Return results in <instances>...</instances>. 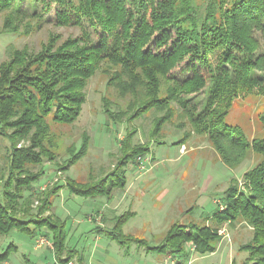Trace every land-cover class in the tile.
<instances>
[{
	"label": "trees",
	"instance_id": "16d2710c",
	"mask_svg": "<svg viewBox=\"0 0 264 264\" xmlns=\"http://www.w3.org/2000/svg\"><path fill=\"white\" fill-rule=\"evenodd\" d=\"M23 1L0 0V9L8 13L3 32L20 36L33 32L34 25L24 21L28 12ZM31 1L33 16L39 2L45 12L56 5V24L79 27L81 35L62 40L50 34L40 50L12 49L0 64V139L7 144L5 165L0 167L1 235L15 229L35 238L48 236L42 233L44 228L54 230L58 264L73 258L85 264L65 246L60 218L51 214L55 199L63 188L82 197L111 199L114 190L127 186L125 168L131 162L140 164L150 146L135 143L137 131L128 129L114 169L91 183L69 177L64 185L56 182L35 192L34 185L45 172L32 168L48 160L65 173L85 158L87 134L80 149L68 147V158L56 161L61 146L52 123L67 126L79 119L88 82L100 71L109 77L108 86L128 102L125 109L114 110L112 101L104 98V113L113 125L126 122L129 127L155 111L160 116L153 121L151 140L178 118L188 131L177 145L194 134L205 136L228 168L237 169L252 153L264 156V136L250 140L239 127L226 123L238 98H264V0ZM168 45L170 49L161 51ZM183 63L180 71L191 76L177 80L172 72ZM202 91L207 96L198 111L191 101ZM259 117L264 127V114ZM239 186L234 179L222 197L223 205L211 217L212 224L175 222L157 246L124 233V225L135 216L131 211L116 217L112 230L96 229L121 247L138 244L157 255H182L178 261L182 264L190 262L188 244L200 255L215 253L223 226L245 223L252 236L239 246L248 255L242 264H264V161L247 171L243 189ZM9 252L0 255V261Z\"/></svg>",
	"mask_w": 264,
	"mask_h": 264
},
{
	"label": "rangeland",
	"instance_id": "374dc122",
	"mask_svg": "<svg viewBox=\"0 0 264 264\" xmlns=\"http://www.w3.org/2000/svg\"><path fill=\"white\" fill-rule=\"evenodd\" d=\"M20 1L17 0L19 3ZM32 2L24 0L22 3L23 10L28 12L24 21H30L34 25V30L30 35L20 36L3 32V24L8 13L0 9V64L9 59L12 49L40 50L41 44L47 41L50 34H57L62 37V40L69 36L81 35L79 27H64L56 24L58 10L56 5H52L49 11L45 12L43 11L44 4L39 2L36 16H33ZM262 43L264 44L263 41ZM165 49H170V45L165 46L161 51ZM183 66L184 63L173 70L171 76L177 80L191 76L188 71H180ZM108 80L109 77L101 71L89 80L85 89L86 101L81 116L74 124L64 126L52 123L53 131L59 136L61 146L56 161L61 163L68 158V147L75 146L77 150L80 149L83 144L82 138L87 134L90 139L85 158L65 173H60L55 162L48 160L40 166L33 167L34 172L41 168L45 172L40 182L34 185V191L41 192L47 187H52L56 182L64 185L69 177L80 183H91L93 180L104 178L114 169L121 155L120 142L127 130L135 129L137 132L134 142L147 144L150 146V151L141 160L144 163L142 166L144 169H140L141 163H137L138 161L131 162L125 168L126 178L128 183L132 182L133 176L130 169L135 167L134 173L136 172V176L139 177L138 181L148 187L146 197L149 200L156 198L153 205L149 204V201L138 203L131 189H128L127 194L123 190L116 189L109 199L107 196L82 197L71 194L63 188L55 199L51 214L60 218L62 227L59 230L63 232L67 250L81 256L85 264H178L184 256L171 252L167 255H157L148 252L144 246L138 244L121 247L117 241L109 239L106 234L102 235L96 228L104 225V229L112 230L116 217L130 211L136 212L137 216L124 225V233L146 239L150 246H157L175 222L195 221L205 224V219L200 217L204 213L213 214L215 206L212 195L219 194L229 187L228 185L232 183L231 179L234 180V178L238 181L239 188L243 189L244 173L264 161V156L252 153L237 169L228 168L217 156L218 154L216 155L205 136L200 137L194 134L184 142V145H177L178 140L183 138L184 132L188 131V126H181L178 118L168 123L161 134L151 140L149 135L153 121L160 116L155 111L137 119L129 127L126 122L113 125L104 113V98L112 101L114 110L117 107L125 109L128 102L118 97L116 90L108 86ZM206 96L205 91H202L192 97L191 102L198 111L203 109ZM241 98H238L231 108L226 123L239 127L250 140L254 137H263L264 127L261 126L259 116L264 114V98L259 95H248ZM176 108L180 110L178 106ZM6 145V142L0 139V167L5 165ZM199 146L201 147L198 148ZM181 150H185L184 154ZM215 155L217 161H214ZM174 159H178L175 164L172 163ZM177 171L181 179L171 180L170 178H174L173 175ZM211 177L216 188L204 192L207 181ZM148 181H150L149 184ZM165 190H169L168 195L164 194ZM171 193H176V196L172 197ZM161 194L165 195L162 199ZM192 206H197L198 210L193 214H184L185 209ZM232 227H240L236 230L238 234L234 238L227 237L222 241L215 253L200 255L194 251L191 244H188L186 251L190 262H182V264H232L233 261L242 264L248 255L240 252L238 246L250 240L252 231L245 223H237ZM42 231L49 237L43 236L53 244L56 231L47 228ZM39 236L33 238L15 229L7 235L0 234V255L10 250L8 258L4 262L0 261L2 262L0 264L57 263L53 247V250L48 246L36 247L35 241ZM72 262L78 264L76 258H73Z\"/></svg>",
	"mask_w": 264,
	"mask_h": 264
},
{
	"label": "crops",
	"instance_id": "0c3cea01",
	"mask_svg": "<svg viewBox=\"0 0 264 264\" xmlns=\"http://www.w3.org/2000/svg\"><path fill=\"white\" fill-rule=\"evenodd\" d=\"M175 142V141H174ZM173 142V143H174ZM172 143V144H173ZM201 146H199L198 148H200ZM210 148V147H209ZM197 150V148L195 149V151ZM211 150V149H210ZM215 153H216V151H214ZM216 155H217V153H216ZM216 155H215V157H214V161H217L218 159L216 158ZM218 156V155H217ZM219 157V156H218ZM178 162V159H174V160H172V163L173 164H175V163H177ZM191 164L193 163V160L190 162ZM134 166V165H133ZM173 166V165H172ZM174 167V166H173ZM134 168L135 167H132L131 169H130V173L132 174V176H133V180H132V182L130 183V181H129V183H128V181H127V186H126V188L123 190L126 194H127V192H128V189H131L133 192H134V194H135V198H136V200H137V202L138 203H141V202H143L144 201V203L146 202V201H149V204H152L153 205V201L154 200H156V198H150V199H153V200H149V198H147L146 197V194L148 193V187H146L143 183H141V182H139L138 181V178L139 177H137L136 176V172L134 173ZM177 169V168H176ZM185 171H187V170H185ZM126 174H127V171H126ZM245 174V173H244ZM173 176H175L174 178L173 177H171L170 179L171 180H180L181 179V176H180V174H179V172L177 171V173L175 174L174 173V175ZM191 177V176H190ZM189 177V178H190ZM177 178V179H176ZM234 179H236V178H234ZM232 180L233 179H231V182H232ZM150 183V181H148V184ZM195 183V182H194ZM134 184H136V185H134ZM228 186H230V185H228ZM129 187V188H128ZM152 187V186H151ZM216 187H214V184H213V178L211 177V178H209V180L207 181V186H206V188L204 189V192L205 191H209V190H211V189H215ZM229 187H226L225 189H223L219 194H215V195H212L213 196V203H214V211L217 209V207H218V205H220L221 206V204H222V197L224 196V194H225V192H226V190L228 189ZM168 192H169V190H165V192H164V194H167L168 195ZM171 192V191H170ZM206 193H208V192H206ZM172 194V197H174V196H176V193H171ZM165 195H163V194H161V196H160V198L162 199L163 197H164ZM218 196V197H217ZM172 202H173V200L172 199H170ZM218 202V203H217ZM174 203V202H173ZM223 205V204H222ZM191 208H193V211L190 213L189 212V210L191 209ZM196 210H198V207L197 206H192V207H190V208H186L185 209V212H184V214H193ZM214 213V212H213ZM137 213L135 212V216L134 217H136L137 215H136ZM213 215V214H212ZM212 215H209V214H202V216L200 217V218H204L205 219V224H207V225H210V224H212V219H211V217H212ZM133 217V218H134ZM132 219V218H131ZM101 225V224H100ZM232 225H235V224H225L224 226H223V228H222V230L220 231V234L223 236V239H222V241H224L227 237H229V238H234V237H236V235L238 234L237 233V229L239 230V228L240 227H232ZM102 227V229H104V225H101ZM229 227V228H228ZM225 232V233H224ZM102 235H103V233H102ZM221 241V242H222ZM241 245V244H240ZM239 245V246H240ZM239 246H238V250H239ZM177 258V257H176ZM87 264V263H86Z\"/></svg>",
	"mask_w": 264,
	"mask_h": 264
},
{
	"label": "built area",
	"instance_id": "2783aa9c",
	"mask_svg": "<svg viewBox=\"0 0 264 264\" xmlns=\"http://www.w3.org/2000/svg\"><path fill=\"white\" fill-rule=\"evenodd\" d=\"M181 151L184 154L185 150H181ZM140 163H141L140 169L142 170V169H144V167H142V166H144V163H143V161L142 162L140 161ZM35 243H36V247H38V248H41V247H44V246H48V247H50L52 249V247H53V244L50 243V240H48L44 236H39V238L36 239ZM0 263H2V262H0ZM55 264H58V262L55 263ZM68 264H74V262L71 261Z\"/></svg>",
	"mask_w": 264,
	"mask_h": 264
}]
</instances>
